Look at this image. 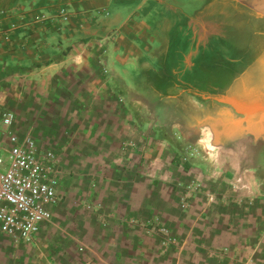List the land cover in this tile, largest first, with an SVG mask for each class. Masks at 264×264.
Masks as SVG:
<instances>
[{"label": "crops", "instance_id": "0c3cea01", "mask_svg": "<svg viewBox=\"0 0 264 264\" xmlns=\"http://www.w3.org/2000/svg\"><path fill=\"white\" fill-rule=\"evenodd\" d=\"M231 1L264 35V0ZM156 3L0 0V110L62 167L63 200L34 245L7 244L14 264H264V91L250 78L238 93L202 92L182 57L178 72L155 71L144 55ZM196 26L200 39L212 31ZM177 30L167 49L182 54ZM189 145L201 155L181 165ZM156 221L180 246L149 232Z\"/></svg>", "mask_w": 264, "mask_h": 264}, {"label": "rangeland", "instance_id": "374dc122", "mask_svg": "<svg viewBox=\"0 0 264 264\" xmlns=\"http://www.w3.org/2000/svg\"><path fill=\"white\" fill-rule=\"evenodd\" d=\"M162 1V6L155 4L149 17L152 25L157 23L159 26L146 33L148 44L153 48L145 53L144 58L155 71L161 72L162 76L169 73V68L178 72V61L182 57V75L186 70L183 60L192 59L194 67L190 77H198L202 92H212L219 97L229 89L238 93L250 78L249 85L253 90L264 91V35L247 22L242 14L247 11L244 7L231 0H221L222 5L218 7L214 2L218 0ZM164 6L177 8L181 19L162 11ZM197 23L212 29L205 39H200ZM179 24H182V54L178 53V47L167 49L171 40L180 38ZM163 26L167 29L164 30ZM203 62L207 63L206 67L202 66ZM139 81L146 83L144 78ZM7 244L14 247L8 238L0 236V264H14L15 251Z\"/></svg>", "mask_w": 264, "mask_h": 264}, {"label": "built area", "instance_id": "2783aa9c", "mask_svg": "<svg viewBox=\"0 0 264 264\" xmlns=\"http://www.w3.org/2000/svg\"><path fill=\"white\" fill-rule=\"evenodd\" d=\"M61 20H68L67 8L60 10ZM36 22H44L35 15ZM11 32L17 29L10 26ZM17 115L12 110H0V235L8 238L15 248L34 245L49 223L51 210L61 204L60 178L62 167L58 155L40 146L32 138L15 135L13 125ZM200 150L189 145L187 154L180 158L184 165L198 158ZM188 188L182 200L190 206L193 192ZM149 232L160 236L165 246H180L173 232L158 221L149 224ZM227 255L223 249L219 256Z\"/></svg>", "mask_w": 264, "mask_h": 264}]
</instances>
